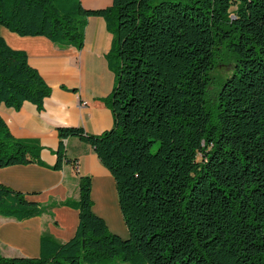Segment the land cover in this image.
<instances>
[{
    "label": "trees",
    "instance_id": "obj_1",
    "mask_svg": "<svg viewBox=\"0 0 264 264\" xmlns=\"http://www.w3.org/2000/svg\"><path fill=\"white\" fill-rule=\"evenodd\" d=\"M101 16L112 41L114 86L102 99L112 127L98 134L57 127L52 169L74 162L65 140L89 144L115 182L122 238L93 211L91 177L78 179L74 235L44 231L36 257L0 264H264V0H0V27L81 48L87 18ZM235 64L219 80V51ZM218 88L208 99L212 84ZM51 87L23 49L0 35V104L41 110ZM41 146L11 135L0 116V167L37 163ZM46 206L0 184V216L24 220Z\"/></svg>",
    "mask_w": 264,
    "mask_h": 264
},
{
    "label": "crops",
    "instance_id": "obj_2",
    "mask_svg": "<svg viewBox=\"0 0 264 264\" xmlns=\"http://www.w3.org/2000/svg\"><path fill=\"white\" fill-rule=\"evenodd\" d=\"M80 1L87 9L105 8L112 3V0ZM3 29L7 30L0 27V35L10 47L26 51L29 64L51 87V93L44 98L41 110L29 101H24L18 110L0 104V116L11 135L36 141L45 164L0 167V184L26 193L28 199L47 207L40 216L21 221L0 216V253L7 257H36L44 231L62 242L70 239L78 215L62 202L77 198L81 175L91 177L93 211L105 220L110 231L126 238L114 179L89 144L75 137L66 139V154L77 165L70 161L62 169L51 168L59 143L57 127L77 126L92 134L112 127V112L102 101L115 82L106 59L112 33L104 18H87L81 48L60 46L45 36H19Z\"/></svg>",
    "mask_w": 264,
    "mask_h": 264
},
{
    "label": "rangeland",
    "instance_id": "obj_3",
    "mask_svg": "<svg viewBox=\"0 0 264 264\" xmlns=\"http://www.w3.org/2000/svg\"><path fill=\"white\" fill-rule=\"evenodd\" d=\"M3 31L8 32V30H4V29H3ZM10 33H13V32H10ZM219 54L221 57V60H220L221 63L215 69V71L213 73L214 76L216 77L215 79H217V80H219L221 77L225 76L230 71V69L232 68V65H234L236 62L233 53L226 46L222 47V49L219 51ZM217 88H218V86L216 83L212 84V86L210 88V92L207 93L206 97L208 99H210V97H211V99H213L215 97V92H216ZM111 264H122V261L119 258H115L111 262Z\"/></svg>",
    "mask_w": 264,
    "mask_h": 264
}]
</instances>
